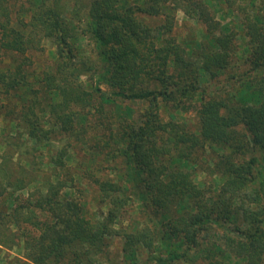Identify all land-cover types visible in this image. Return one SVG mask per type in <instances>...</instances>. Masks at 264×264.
Returning a JSON list of instances; mask_svg holds the SVG:
<instances>
[{
    "label": "trees",
    "instance_id": "16d2710c",
    "mask_svg": "<svg viewBox=\"0 0 264 264\" xmlns=\"http://www.w3.org/2000/svg\"><path fill=\"white\" fill-rule=\"evenodd\" d=\"M27 1L0 0V150L24 156L0 157V246L110 264L119 237L124 264H263L264 0H219L240 33L213 0ZM175 10L198 31L180 37Z\"/></svg>",
    "mask_w": 264,
    "mask_h": 264
},
{
    "label": "rangeland",
    "instance_id": "374dc122",
    "mask_svg": "<svg viewBox=\"0 0 264 264\" xmlns=\"http://www.w3.org/2000/svg\"><path fill=\"white\" fill-rule=\"evenodd\" d=\"M81 2H85V3H88V0H80ZM213 2H216V3H220L219 0H213ZM10 4L16 6L17 8L21 9L22 8V5L24 7H28L29 6V3L27 0H10ZM176 11V10H175ZM173 11V15L175 16V21H176V26H177V34L180 35V37H188L190 36L192 33L194 32H197L198 29H199V25H197V23H195L193 20L189 19L188 17H186L182 12L180 11ZM213 12L215 13L216 15V20L217 21H220L221 24L225 25V24H228L230 26V28H233V31L234 32H238L240 33L241 32V29L237 26L236 22H238V15H236V12L233 13L229 7H227L226 4H221L220 3V7H219V10L218 8H216V12L213 10ZM19 14H16V12L12 15L13 17H18ZM29 18L27 17L26 20H28ZM15 20V19H14ZM147 22L148 24H150L152 27H156L160 24H162L164 21H163V18H159V19H150V18H147ZM199 34V33H197ZM200 35V34H199ZM242 40V39H241ZM44 44L47 46V48H50L51 44L47 41H44ZM33 61H34V64L36 63L35 59L37 60L38 59V56H33L32 57ZM36 68L38 69L39 65L35 64ZM89 82L87 81L86 82V87H87V84ZM100 88L102 89V92L103 93H108L110 92L109 88L104 85V84H101L100 85ZM128 104L130 106H132L133 108H135L136 110H141L144 108V106L140 103H136V102H129L128 101ZM187 118H189V123L191 125V128L193 129L194 128V125H195V118H194V113H190L189 115L187 114V116H185ZM8 126L10 127L8 124H6L4 122V119H0V137L2 135V132H3V127L5 126ZM7 128V127H6ZM14 135V139L12 140V142L14 141L15 142H19L21 141L22 137H26L24 135V132H19L18 134L16 133V135L14 133H12ZM1 141V140H0ZM3 142V141H2ZM29 145H32V142H28ZM5 151V150H3ZM8 155L10 157H13V169L14 171L17 172V169H19V171L21 170L20 167H19V157H21L22 155L21 154H16L17 151L19 150H16V149H9V150H6ZM7 153H3L2 150H0V157L2 156V154H7ZM210 155V154H209ZM77 156V155H76ZM24 157V156H22ZM19 160V161H18ZM77 159H73L71 160V164L72 166H75L77 164ZM23 163V162H22ZM21 165H24V164H21ZM209 167H207L206 171L207 173H204V172H200V170H196L195 171V174H199L198 175V178H197V181H200L202 183V185H204V187L206 188H211L213 187L212 185V176L210 175V171L211 170H208ZM28 170V172L31 171V167H28L26 168V170ZM210 169V168H209ZM106 173V172H105ZM104 173V174H105ZM105 176H110L109 174L106 173ZM36 177V176H35ZM28 181H31V180H28ZM79 181L76 182V187H78L79 189V193H85V195L88 197H84V199H91V205H90V209H91V212L93 213V211H100L101 215L105 214L107 212V208L106 206L103 204V206H100L102 204H98L99 201H97L96 199V188L93 187V184L91 185L90 183H88L87 180L85 181H82L81 183H78ZM35 189L34 186H30L28 187L26 190L23 191V195H25V197H27V195L32 192L33 190ZM78 193V194H79ZM20 195V194H18ZM98 202V203H97ZM99 206H98V205ZM212 234V233H211ZM215 240L217 238H219L217 236V233L215 234L214 236ZM121 248H122V240L119 238V237H115V238H111L110 239V245H109V250H110V254H111V258H112V263L110 264H124V261H123V257L121 255ZM23 259V256L22 254L20 253V251L18 249H6L2 246H0V264H17L19 263L18 261ZM236 261V260H235ZM226 262H228L229 264H236L231 262V261H228L226 260ZM264 264V262H263Z\"/></svg>",
    "mask_w": 264,
    "mask_h": 264
}]
</instances>
